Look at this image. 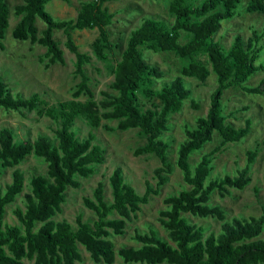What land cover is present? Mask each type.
<instances>
[{
    "label": "trees",
    "instance_id": "trees-1",
    "mask_svg": "<svg viewBox=\"0 0 264 264\" xmlns=\"http://www.w3.org/2000/svg\"><path fill=\"white\" fill-rule=\"evenodd\" d=\"M49 1L23 0L18 4L15 14L21 19L12 34L15 38L29 39L46 47L51 63H64V50L54 37L55 30L62 29L66 34V46L75 55V72L81 80L74 98L47 105L39 93L23 97L14 93L0 78V108L36 110L58 123V142L44 134H39L33 141H16L13 129H0V168H14L11 182L5 187L0 186V264H75L82 261L80 245L96 262L113 263L119 256L125 263L264 264V238H259L264 229V209L258 217L235 216L226 220L225 211L209 202L214 191L225 195L231 193V188L243 189L251 181L250 165L258 153V149L247 151V164L237 175L224 174L208 180L215 153L221 146L240 141L251 130L249 119L242 127L226 123L222 101L225 90L237 86L248 93L264 94V77L257 85L246 84L253 74L264 70V64L257 63L264 51V31L252 27V35L246 40L243 35L236 34L229 48L215 38L221 22L240 13L243 0H202L198 4L171 0L169 12L173 21L144 17L131 31L115 64L111 53L116 44L108 29L114 13L106 5L111 0H90L82 4L76 18L60 20L46 10ZM245 9L264 15V0H247ZM9 16L8 3L0 0L2 49V40L10 25ZM38 18L45 23L40 35L36 24ZM94 28L98 30V36L92 42L93 52L109 65L113 73L110 85L113 91H102L100 100L95 99L85 71V64L91 57L79 48L72 34L73 30ZM183 31L188 36L185 43L180 42ZM143 48L175 52L183 62L181 75L156 87L155 83L163 72L145 59ZM200 56H206L209 61L217 86L211 94L207 113L197 118L194 127L185 126L186 137L178 147L176 164L190 187L165 198L167 205L160 211V222L167 230L168 238L153 228L144 233L136 231L139 246L123 245L116 250L109 238L111 232L124 233L127 220H131L152 195L160 193L168 180L167 174L173 170L168 156L169 144L163 133L170 129V115L179 112L186 100L194 108L199 107L192 97V89L185 84L184 76L204 80L210 74ZM82 94L87 99H77ZM139 94L147 98L157 97L161 102L159 109L143 110ZM80 116L92 127L100 126L105 118L117 121L116 127L105 125L111 131L140 129L147 136V142L136 149V154L152 153L159 158L161 166L155 169L156 186L146 182L143 194L126 181L121 167L115 168L109 178L112 200L106 199L104 184L99 182L93 190V198H84L85 205L96 217L89 222L79 214L75 227L70 221L55 216L62 210L68 188L79 187V177L91 176L96 166L105 161V149L94 142L92 134L80 139L73 130ZM214 132L222 137L221 144L205 152L193 166L191 155L211 141ZM31 154L47 162V175L31 177L30 191L23 198L24 208L17 206L14 210L19 224H12L5 218L7 206L22 195L25 187L23 172L16 166ZM184 213L216 216L223 221L221 231L205 236L204 228L189 222Z\"/></svg>",
    "mask_w": 264,
    "mask_h": 264
},
{
    "label": "rangeland",
    "instance_id": "rangeland-1",
    "mask_svg": "<svg viewBox=\"0 0 264 264\" xmlns=\"http://www.w3.org/2000/svg\"><path fill=\"white\" fill-rule=\"evenodd\" d=\"M90 0H50L45 8L55 19L76 18L82 4ZM194 4L202 0H188ZM10 9L9 27L3 38L4 48H0V78L8 84L14 93L23 97H29L39 93L47 105L56 104L59 101L74 98V92L81 78L75 72V55L66 46V34L62 29L55 30L54 37L60 47L64 50L65 62L51 63L46 55L47 49L38 42L21 40L15 38L12 31L21 19L15 14V7L23 0H6ZM171 0H111L106 3L110 11L114 13L113 22L109 25L110 36L116 47L111 53L112 62L115 64L125 49L130 33L138 27L143 18L152 16L155 18L173 21L169 12ZM247 0H243L240 13L229 20H223L215 38L229 48L234 36L241 34L245 40L252 35L251 29L255 27L264 31V15L259 12L246 11ZM38 34L40 35L45 23L37 19ZM73 38L79 48L90 55V61L85 64V71L89 76V84L95 93V99L103 98L102 91H113L111 83L113 73L109 65L98 59L92 48V42L98 36V30L81 29L72 31ZM188 40L187 33L183 31L180 42ZM145 59L156 65L163 76L158 78L155 86L160 87L163 81H170L181 75L182 60L172 51H159L143 48ZM210 69V74L199 80L194 77L184 76L185 84L192 89V97L199 104L194 108L189 100H186L179 112L169 117L170 129L164 131L163 138L168 142V156L173 165L172 172L168 173V180L162 186L160 193L152 195L149 202L141 205V209L127 220L125 232L116 234L111 232L109 238L113 241L114 247L118 250L123 245L139 246L135 239V232H148L151 228L158 230L159 234L168 238L167 230L160 222V211L166 207L165 198L175 194L184 188L190 187L184 180L181 170L176 164L179 144L185 139V126L194 127L196 120L207 113L211 94L217 86L216 75L211 70V65L206 56H200ZM258 64H264V51L257 60ZM264 77V70L253 74L246 84L257 85ZM77 99L85 100L87 96L82 94ZM139 104L143 110L152 108L159 109L161 102L157 97L147 98L139 94ZM224 115L226 123L235 127L245 125L247 119L251 122V130L244 138L237 142H227L215 153L212 162L213 169L208 178L214 179L224 174L237 175L247 164V151L258 149L254 162L250 165L249 175L251 181L243 188H231L230 194L221 195L214 191L210 195V204L218 205L224 211L226 220L235 216L250 218L258 217L264 209V94L248 93L240 87H230L225 90L223 98ZM103 112V108H101ZM105 125L116 127L117 121L102 118L101 125L92 127L83 117H78L73 125V130L80 139L92 134L94 142L105 149V161L96 166L95 173L88 177H79L81 185L77 188L69 187L66 201L62 204V210L55 216L56 219H66L76 227V216L83 215L84 220L92 222L96 217L84 203L85 197L93 198V190L99 182L105 187V197L112 200V188L110 175L115 168L121 167L126 181L133 185L138 193L143 194L146 189V182L156 186L157 176L155 169L161 166L159 158L152 153L136 154V149L147 142V136L138 128L127 130H108ZM9 127L16 133V141L35 140L39 134L49 136L58 142L56 128L58 123L36 110L23 109L7 110L0 108V129ZM222 137L214 132L211 141L207 142L201 150L195 151L190 162L194 166L205 152H209L217 145H220ZM16 167L23 172L25 187L22 195L15 202L7 206L5 218L9 223L19 224L14 214L17 206L24 208L23 198L26 192L30 191V179L34 175H47V162L35 154L27 158ZM12 167L0 168V186L12 180ZM183 216L192 223L204 228L205 236L210 233L218 234L221 231L222 220L216 216H197L184 213ZM259 238H264V229ZM82 261L75 264H146V263H125L119 256L113 263L96 262L90 253L80 245ZM158 264H169L167 262Z\"/></svg>",
    "mask_w": 264,
    "mask_h": 264
}]
</instances>
